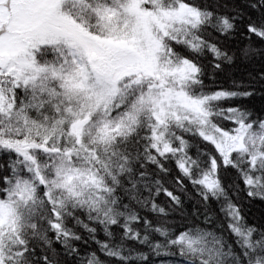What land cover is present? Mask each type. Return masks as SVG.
<instances>
[{"label": "snow or ice", "instance_id": "6c2138e0", "mask_svg": "<svg viewBox=\"0 0 264 264\" xmlns=\"http://www.w3.org/2000/svg\"><path fill=\"white\" fill-rule=\"evenodd\" d=\"M0 264H264V0H0Z\"/></svg>", "mask_w": 264, "mask_h": 264}]
</instances>
